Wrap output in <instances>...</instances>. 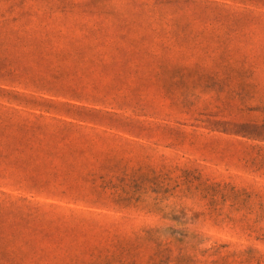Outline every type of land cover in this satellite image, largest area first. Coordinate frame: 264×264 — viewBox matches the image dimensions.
Instances as JSON below:
<instances>
[{
	"label": "rangeland",
	"instance_id": "rangeland-1",
	"mask_svg": "<svg viewBox=\"0 0 264 264\" xmlns=\"http://www.w3.org/2000/svg\"><path fill=\"white\" fill-rule=\"evenodd\" d=\"M0 264H264V0H0Z\"/></svg>",
	"mask_w": 264,
	"mask_h": 264
}]
</instances>
